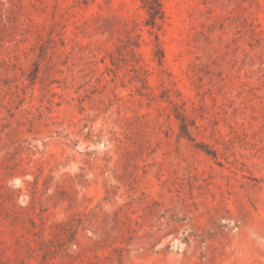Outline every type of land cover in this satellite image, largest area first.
<instances>
[{
  "label": "rangeland",
  "instance_id": "rangeland-1",
  "mask_svg": "<svg viewBox=\"0 0 264 264\" xmlns=\"http://www.w3.org/2000/svg\"><path fill=\"white\" fill-rule=\"evenodd\" d=\"M0 0V264H264V0Z\"/></svg>",
  "mask_w": 264,
  "mask_h": 264
},
{
  "label": "trees",
  "instance_id": "trees-1",
  "mask_svg": "<svg viewBox=\"0 0 264 264\" xmlns=\"http://www.w3.org/2000/svg\"><path fill=\"white\" fill-rule=\"evenodd\" d=\"M154 2H155V4H156V8H157L158 10H160V5H159L158 0H154Z\"/></svg>",
  "mask_w": 264,
  "mask_h": 264
}]
</instances>
